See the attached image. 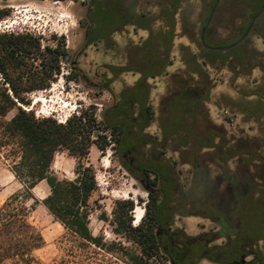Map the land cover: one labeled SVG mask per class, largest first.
I'll use <instances>...</instances> for the list:
<instances>
[{
  "label": "rangeland",
  "instance_id": "374dc122",
  "mask_svg": "<svg viewBox=\"0 0 264 264\" xmlns=\"http://www.w3.org/2000/svg\"><path fill=\"white\" fill-rule=\"evenodd\" d=\"M215 2L172 0V4H168L167 0H101L98 4L101 41L86 47V35L94 25L91 20L95 8L93 0H0V10L9 14L0 19L3 24L0 32L30 31L43 35L51 44L61 35L66 38L70 56L63 62V73L50 88L30 94L31 104L25 106L39 117L52 116L64 122L70 115L93 105L98 120L102 121L105 112L119 102L121 94L141 79L140 72L144 68H147L146 74H156L146 83L150 90L147 103L154 111L149 125L141 132L146 141L133 140L134 149L132 153L127 151L126 157L116 143L106 151L96 145L91 148L88 159L95 168L99 186L91 199L94 211L90 227L95 235L116 239L109 223L100 217L103 212L111 216L116 199H134L137 208L142 210L143 216L145 214L148 191L123 160L133 171H138L144 164L141 161L151 157L147 163L159 170L166 184L171 182L169 170L179 179L178 192L182 186L190 190L195 187L199 179L194 176V164L199 162L213 177L211 186L204 182V189L213 199V208L219 201L227 204L231 198L228 196L231 192L223 193L229 168L239 165L234 157H239L241 169L246 171L244 162L251 163L256 155L264 178V10L256 18L250 34L240 39L254 14L264 8L263 0H221L207 28L209 37L204 47L200 37ZM136 24L151 25L156 40L161 39L162 30L175 25L170 54L158 49L161 61L167 63L163 71L157 66L147 67L151 62L143 56L154 57L155 50L152 41L144 46L142 43L151 30ZM164 37L165 42L170 39ZM219 47L222 49H217ZM76 65L82 68L85 78L67 79L66 76L73 75ZM112 66L116 69L112 70ZM105 84L112 91L102 87ZM209 88L208 98H200L207 95ZM181 90L190 92V105L175 95ZM131 106L130 117L136 124L131 125L129 136L134 138V133L140 131L142 112L138 105ZM96 133L111 135L103 125ZM165 136L170 138L166 140ZM232 141L242 144L238 149H229ZM132 158L134 164L129 163ZM53 168L61 179L75 177V159L67 152L57 153ZM20 188L21 182L0 160V204ZM208 188H213V192ZM49 193L46 180L36 186L34 194L39 203L31 213V221L45 239L44 246L36 251L43 264H128L94 247L79 249L73 247V242L65 243L64 227L42 203ZM238 199L242 205L238 213L244 218L241 233L251 229L254 236L263 235L264 216L258 208L251 210L247 196ZM225 215L236 220L233 212ZM136 220L135 217L137 225L142 219ZM176 225L191 234L218 228L213 219L184 214L177 216ZM203 264L218 263L205 260Z\"/></svg>",
  "mask_w": 264,
  "mask_h": 264
},
{
  "label": "trees",
  "instance_id": "16d2710c",
  "mask_svg": "<svg viewBox=\"0 0 264 264\" xmlns=\"http://www.w3.org/2000/svg\"><path fill=\"white\" fill-rule=\"evenodd\" d=\"M93 1L95 8L91 20L94 25L87 33L86 47L101 41L98 31V4L101 0ZM167 1L172 4V0ZM8 15L6 10H0V19ZM136 25L151 30L150 36L142 43L144 46L152 41L155 50L154 57L143 56L151 62L147 67L157 66L158 70H162L167 63L161 61L158 49L162 48L163 53L170 54L175 25L162 30L159 40H156L151 25ZM164 35L170 37L166 42ZM207 37L208 29L205 40ZM47 41L43 35L30 31L0 32V160L9 166L22 184V188L0 204V264H43L36 251L44 246L45 239L31 221V213L39 203L34 189L45 180L50 186V193L42 199V203L64 227L65 243L73 242L74 248L94 247L128 264H203L205 260L218 264H264V225L263 235L254 236L251 229H245L243 234L244 218L238 213L241 205L238 198L247 196L251 210L258 208L264 216V178L256 155L251 163L244 162L246 171H242L239 157H234L239 165L235 169L229 168L223 193L231 192L228 195L231 198L227 204L219 201L216 208H213L210 192L204 189V182L211 186L213 177L199 162L194 164V176L199 179L197 186L192 190L182 186L178 192L179 179L169 170L171 182L166 184L159 170L147 163L151 157L141 161L144 164H139L138 171H133L123 160L148 191L145 214L136 225L135 200L116 199L111 216L107 212L100 216L109 223L116 239L108 240L104 234L93 233L90 227L94 211L91 199L99 186L95 168L88 159L91 148L96 145L106 151L116 143L117 149L125 155L127 151L132 153L133 140L146 141L141 132L154 116L152 106L147 103L150 90L146 83L149 77L155 78L156 74L148 75L147 68H144L140 72L141 79L121 94L119 102L105 112L102 121L98 120L93 105L70 115L65 122L52 116L39 117L25 107L31 104L29 95L50 88L63 73V62L70 56L65 36L61 35L54 44ZM200 43L205 47L201 37ZM75 67L73 75L66 78H85L82 68L79 65ZM102 87L112 91L106 84ZM209 92L210 88L207 95L200 98H208ZM175 95L190 105L192 96L188 90H181ZM131 105H138L142 112L140 131L134 133V138L129 136L131 125L136 124L135 119L130 117ZM14 110V115L8 117ZM101 125L110 131L111 137L105 134L95 137ZM169 138L166 137V140ZM241 144L232 141L229 149H238ZM58 152H67L75 159L73 179H61L55 173L53 165ZM255 152L258 153L256 149ZM208 189L213 192V188ZM230 212L237 215L235 221L225 215ZM182 214L213 219L218 228L191 234L176 225L177 216Z\"/></svg>",
  "mask_w": 264,
  "mask_h": 264
},
{
  "label": "water",
  "instance_id": "95a60500",
  "mask_svg": "<svg viewBox=\"0 0 264 264\" xmlns=\"http://www.w3.org/2000/svg\"><path fill=\"white\" fill-rule=\"evenodd\" d=\"M221 0H217L215 5L213 6L212 10H211V13H210V16L206 22V24L204 25L203 29H202V34H201V38L203 40V42H205V34H206V31H207V28L209 27L213 17H214V14L216 12V9L219 5ZM262 12V9L260 10V12L254 17L251 25L249 26V28H247V30L245 31V33L243 34V36L241 37V41L243 39H245L249 34L250 32L252 31L253 27H254V24H255V21H256V18L259 16V14ZM217 49H222L221 47L217 48ZM98 134L96 133L95 136H97Z\"/></svg>",
  "mask_w": 264,
  "mask_h": 264
},
{
  "label": "bare ground",
  "instance_id": "6f19581e",
  "mask_svg": "<svg viewBox=\"0 0 264 264\" xmlns=\"http://www.w3.org/2000/svg\"><path fill=\"white\" fill-rule=\"evenodd\" d=\"M1 26H3V24L1 23L0 24V27ZM38 100H40V99H38ZM65 122V121H64ZM134 212H135V217H136V221L137 222H139L142 218H143V212H142V210H140V209H138V208H136L135 210H134Z\"/></svg>",
  "mask_w": 264,
  "mask_h": 264
},
{
  "label": "flooded vegetation",
  "instance_id": "af4514ba",
  "mask_svg": "<svg viewBox=\"0 0 264 264\" xmlns=\"http://www.w3.org/2000/svg\"><path fill=\"white\" fill-rule=\"evenodd\" d=\"M247 30V29H246ZM89 31V30H88ZM245 33V32H244ZM243 36V35H242ZM86 37H87V35H86ZM125 157L127 156V154L125 153V155H124ZM129 163H131V164H134V159L132 158L131 159V161L129 162ZM137 208V206L135 207V209ZM135 222V221H134Z\"/></svg>",
  "mask_w": 264,
  "mask_h": 264
},
{
  "label": "crops",
  "instance_id": "0c3cea01",
  "mask_svg": "<svg viewBox=\"0 0 264 264\" xmlns=\"http://www.w3.org/2000/svg\"><path fill=\"white\" fill-rule=\"evenodd\" d=\"M43 182V181H42Z\"/></svg>",
  "mask_w": 264,
  "mask_h": 264
}]
</instances>
